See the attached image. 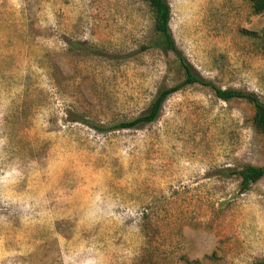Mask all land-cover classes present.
Returning a JSON list of instances; mask_svg holds the SVG:
<instances>
[{
  "label": "rangeland",
  "instance_id": "374dc122",
  "mask_svg": "<svg viewBox=\"0 0 264 264\" xmlns=\"http://www.w3.org/2000/svg\"><path fill=\"white\" fill-rule=\"evenodd\" d=\"M178 49L264 103V16L249 0H168ZM141 0H0V264H259L264 167L253 106L181 82Z\"/></svg>",
  "mask_w": 264,
  "mask_h": 264
},
{
  "label": "trees",
  "instance_id": "16d2710c",
  "mask_svg": "<svg viewBox=\"0 0 264 264\" xmlns=\"http://www.w3.org/2000/svg\"><path fill=\"white\" fill-rule=\"evenodd\" d=\"M141 1L147 4L154 20L155 37L152 44L166 54H172L174 56V62L170 65V68L174 70L173 65L177 68V73L181 75V82L170 88L161 90L152 101L149 110L135 119L124 121L110 127L91 125V128L98 133H108L120 130H135L150 125L157 121L165 102L170 96L186 87L201 85L210 88L215 96L224 102L241 100L252 105L254 109L252 118L253 129L257 134L264 136V103L260 101L259 97L255 93L242 90L220 89L198 75L193 65L186 59L185 55L176 45L170 28L171 7L168 0ZM249 3L255 15L264 16V0H249ZM256 39L264 41V30L262 35L256 37ZM229 175L235 177L239 182L241 193H246L254 184L264 179V167L248 164L229 171ZM259 264H264V260L260 261Z\"/></svg>",
  "mask_w": 264,
  "mask_h": 264
}]
</instances>
